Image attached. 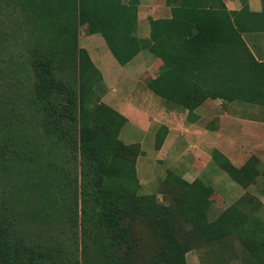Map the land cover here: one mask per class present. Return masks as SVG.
<instances>
[{"label":"trees","instance_id":"trees-1","mask_svg":"<svg viewBox=\"0 0 264 264\" xmlns=\"http://www.w3.org/2000/svg\"><path fill=\"white\" fill-rule=\"evenodd\" d=\"M0 2L19 12L22 28L40 34L28 59V132L0 137V180H17L12 189L19 191L0 208V264H186L187 252L229 237L253 264H264V225L245 199L210 221L212 188L172 170L162 182L163 201L138 193L140 144L119 139L127 118L96 94L102 75L77 46L78 27L85 25L120 66L144 50L159 58V75L147 88L187 111L191 123L208 99L264 107V62L242 38L264 31V0L260 13L250 12L248 0H239V11H228L222 0H165L171 17L150 18L146 39L135 34L139 0ZM167 133L158 128L155 150ZM211 160L242 188L264 179L256 156L236 168L214 149ZM138 223L149 230L145 239ZM35 227L56 229L66 240L54 245L34 237Z\"/></svg>","mask_w":264,"mask_h":264},{"label":"rangeland","instance_id":"rangeland-1","mask_svg":"<svg viewBox=\"0 0 264 264\" xmlns=\"http://www.w3.org/2000/svg\"><path fill=\"white\" fill-rule=\"evenodd\" d=\"M148 1L162 2V0ZM144 2L145 0H141V4ZM0 8V137H2L1 133L6 131L7 135L15 140L16 134L22 133L24 136L28 132L23 130L30 120L28 98L31 73L28 59L33 49L30 43H34L32 40L38 41L40 34L33 35L22 28L21 15L16 12L17 10L13 11L12 7H6L1 2ZM19 26L21 29H18ZM140 26L142 29L143 22ZM144 26L147 27V22ZM77 34L78 48L88 52L92 62L102 74L101 87L95 90L101 101L117 111L126 105L135 108L129 115L128 122L121 129L119 139L126 145L139 143L143 152L136 160V174L140 183L138 193L153 194L159 201H163L160 194L162 182L166 171L172 170L187 182L199 179L204 185L212 188L208 220L216 219L229 206L245 199L244 203L248 210L264 225V179L258 177L252 185L242 188L211 160L212 151L216 149L236 168L241 167L251 156H256L263 166L264 125L244 121L224 122L222 117L216 135L211 132L212 128L211 130L208 128L213 127L215 120L209 117L217 114L205 113L203 109H197L195 112L201 113L205 118L195 124L194 131L190 133L189 130L187 133L185 129L189 127L190 122L182 117L174 123L171 122L162 112L163 101L148 89H145V92L158 103L148 99L137 101V96L132 95L136 83H133L131 70L138 64V60L120 66L99 34H88L85 25L78 27ZM155 108L160 109L155 110ZM258 108L264 107L258 106ZM261 110L263 111L255 117L264 122V109ZM162 125L169 130L162 147L157 151L154 148V141L156 132ZM9 142L10 139L8 144ZM8 148L13 147L9 145ZM17 182L13 180L8 184V181L3 183L0 180L1 209L5 208V203L11 194L15 198L18 197L19 191L12 189ZM7 213L10 219L17 218L8 211ZM38 228L40 229L35 227L31 230L34 237L39 234L54 245L60 239L66 240L65 237L59 236L56 229L46 232L42 227ZM135 228L141 239L149 235V230L144 225L138 223ZM143 247L144 245L141 253H144ZM185 260L186 264H253L246 257L239 242L232 237L220 243L201 244L197 249L187 252Z\"/></svg>","mask_w":264,"mask_h":264},{"label":"crops","instance_id":"crops-1","mask_svg":"<svg viewBox=\"0 0 264 264\" xmlns=\"http://www.w3.org/2000/svg\"><path fill=\"white\" fill-rule=\"evenodd\" d=\"M226 9L228 11H239L241 9V4L239 0H222ZM248 7L250 12L260 13L262 11L261 0H248ZM171 17V9L165 4V0H162L161 3L157 1H148L145 0L143 4H141V0H139L138 11H137V27H136V36L140 39H146L149 37L150 27H149V19L158 20V19H169ZM143 22V26L141 29V23ZM147 22V27L145 28L144 23ZM141 29V31H140ZM242 38L249 48L252 55L259 62H264V31H253V32H245L242 34ZM134 60H138V64L133 67L131 71H133L134 81L136 83L134 85V91L132 95H136V100H150L151 102L158 103L154 100L150 95H148L145 91L147 88V82L149 80L155 79L159 75V71L162 66V61L150 54L148 51L144 50L137 54L135 58H133L129 63ZM128 63V64H129ZM94 64V63H93ZM95 65V64H94ZM126 66V65H125ZM96 67V66H95ZM97 68V67H96ZM98 69V68H97ZM99 70V69H98ZM101 73V72H100ZM102 75V74H101ZM103 79V78H102ZM149 90V89H148ZM150 91V90H149ZM151 92V91H150ZM152 93V92H151ZM153 94V93H152ZM154 95V94H153ZM156 96V95H154ZM158 97V96H156ZM160 98V97H159ZM161 99V98H160ZM164 106L161 107L163 110V114H165L171 122H175L178 118H183L186 120L187 111L174 107L173 105L165 102L161 99ZM133 109L132 106L126 105L122 107L119 113L127 118L131 115ZM160 108H155V110H159ZM197 109H203L206 113H216L217 115L210 116L209 118L215 119L213 121V127L208 128L212 133H216L218 131V125L221 124L222 117L225 121H244L247 123H252L256 125H264V122L256 119L255 115L260 113L261 109L253 105L245 104L242 102H232L227 103L222 100H206L204 101ZM196 109V110H197ZM197 119L195 122L191 123L185 131L190 130V133L194 131L196 128V123L205 118L201 113H196ZM236 116H239L236 118ZM215 124V125H214ZM169 130V129H168ZM202 136V133L199 132Z\"/></svg>","mask_w":264,"mask_h":264}]
</instances>
